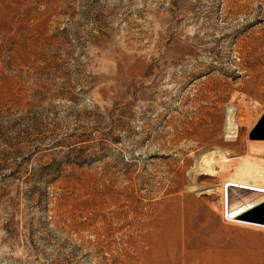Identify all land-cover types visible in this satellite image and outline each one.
Listing matches in <instances>:
<instances>
[{
	"label": "rangeland",
	"instance_id": "obj_1",
	"mask_svg": "<svg viewBox=\"0 0 264 264\" xmlns=\"http://www.w3.org/2000/svg\"><path fill=\"white\" fill-rule=\"evenodd\" d=\"M262 117L264 0H0V264H264Z\"/></svg>",
	"mask_w": 264,
	"mask_h": 264
},
{
	"label": "bare ground",
	"instance_id": "obj_2",
	"mask_svg": "<svg viewBox=\"0 0 264 264\" xmlns=\"http://www.w3.org/2000/svg\"><path fill=\"white\" fill-rule=\"evenodd\" d=\"M227 126L230 128L231 125L229 126L228 124ZM247 151L249 156L246 155L247 157L239 164H233V167L236 166L233 174L227 177L221 184L222 217L225 216V218L240 222H244L242 220H238L240 215L261 204L249 202L251 200L243 202L235 199L232 192L252 191L264 193V160L258 159V156L264 155V148L248 145ZM201 161L203 163L201 164V170L203 171L208 169L209 171L215 172L218 168L222 169L224 166L229 168L232 167L230 164H227L228 159L222 155H219L217 158L212 155H207L206 157H203ZM216 163H218L217 165L220 164V167L217 166ZM252 201L255 202V200Z\"/></svg>",
	"mask_w": 264,
	"mask_h": 264
},
{
	"label": "water",
	"instance_id": "obj_3",
	"mask_svg": "<svg viewBox=\"0 0 264 264\" xmlns=\"http://www.w3.org/2000/svg\"><path fill=\"white\" fill-rule=\"evenodd\" d=\"M263 124H264V117H262V119L260 120L257 129H260L261 125ZM238 220H242L248 223L264 225V203L240 215L238 217Z\"/></svg>",
	"mask_w": 264,
	"mask_h": 264
}]
</instances>
